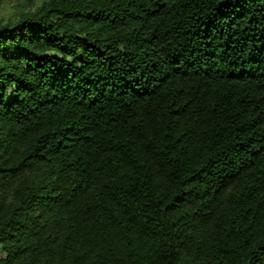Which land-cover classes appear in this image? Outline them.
<instances>
[{
    "label": "trees",
    "instance_id": "1",
    "mask_svg": "<svg viewBox=\"0 0 264 264\" xmlns=\"http://www.w3.org/2000/svg\"><path fill=\"white\" fill-rule=\"evenodd\" d=\"M0 264H264V0L0 22Z\"/></svg>",
    "mask_w": 264,
    "mask_h": 264
},
{
    "label": "rangeland",
    "instance_id": "2",
    "mask_svg": "<svg viewBox=\"0 0 264 264\" xmlns=\"http://www.w3.org/2000/svg\"><path fill=\"white\" fill-rule=\"evenodd\" d=\"M42 0H6L0 6V22L14 18L22 10L32 9L40 4Z\"/></svg>",
    "mask_w": 264,
    "mask_h": 264
}]
</instances>
